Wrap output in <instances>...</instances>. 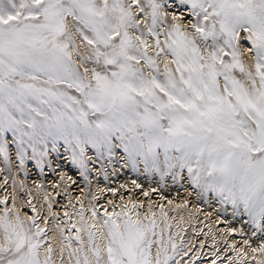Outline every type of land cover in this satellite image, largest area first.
Returning <instances> with one entry per match:
<instances>
[{
    "label": "snow or ice",
    "instance_id": "obj_1",
    "mask_svg": "<svg viewBox=\"0 0 264 264\" xmlns=\"http://www.w3.org/2000/svg\"><path fill=\"white\" fill-rule=\"evenodd\" d=\"M180 2L194 22L174 14L169 22L166 0H0L4 184L10 145L23 170L29 149L39 165L48 144L63 141L85 180L89 147L109 160L122 150L134 171L141 163L162 177L186 170L201 196L214 193L236 215L243 208L264 231V0ZM12 199L11 208L0 199V264H181L162 207L158 217L151 205L117 210L110 200L100 215L81 203L77 220L65 212L61 221L51 203L41 219L30 201L35 216ZM252 252L264 256V243ZM245 256L227 259L244 264Z\"/></svg>",
    "mask_w": 264,
    "mask_h": 264
},
{
    "label": "rangeland",
    "instance_id": "obj_2",
    "mask_svg": "<svg viewBox=\"0 0 264 264\" xmlns=\"http://www.w3.org/2000/svg\"><path fill=\"white\" fill-rule=\"evenodd\" d=\"M169 1L171 2V0H166L165 8H167L166 5ZM177 1L181 4L180 0ZM182 6L187 10H191L188 5L182 4ZM172 11L174 12V10ZM190 19L194 22V18L191 15L186 19V22ZM249 46L250 45H246V47ZM8 137L11 139L10 133L8 134ZM66 147L67 146L63 141H59L56 145V150H53L52 144L49 143L46 150L47 154L43 157L42 163L39 165L37 164L41 182L46 189L48 188L47 184L50 176H56V174L60 171L67 172L69 174L68 178L75 174H81L82 172L80 166L72 162L71 152L66 151ZM10 148L12 149L10 152L12 173L8 178L7 184H4V179L8 176V173L3 172L0 174V199L7 196V206L11 208L13 203V194H15L16 205L22 214H27L29 216L36 215V213H33L32 210L26 206L29 201L36 206L37 212L41 215V219L43 216L47 215L49 203L52 204V212L58 214V218L61 219V221L67 219L64 215L65 212H68L71 215L73 221L77 220L78 217L75 215V212L79 210L81 203H83L85 207H88L90 204H94L99 210L100 215H103L105 208L111 212L112 205L104 207V203L102 201L103 197H98L100 194L93 190L94 180L102 181L99 182V185L103 183L107 185L108 183L111 188L116 190V194L112 196L111 200L114 201L117 206V210H119V206L122 202H130L127 198L131 194L132 190H134L136 202L142 205L138 211L148 212V210H146L147 203L152 202V210L155 211L159 217L160 209L157 203L154 202V199L158 195L163 197V200L165 201H163L165 203L163 210L167 212L169 217L168 222L172 225L170 231L173 234L175 242L181 248V254L176 256V260L181 261V264H191L193 260L195 261V264H212V261L216 259L213 252H217V249L219 250L217 255L220 257V259L217 260V264H221V261H223V264H229V259L227 258L238 260L241 250L246 253V256L244 257V264H257L258 260L264 259V256H262L261 253L252 252V248H258L262 243H264V231L256 229L251 224L250 218L244 214L243 208L240 209V214L236 215L234 214V209L231 203L222 202L214 193H207L206 198L201 196L199 194L200 189L191 185L186 170L176 178H173L172 175H164L162 177L159 173L145 172L143 164L141 163L134 171L130 164L127 163L128 166H126V164L123 163L125 160H122L124 157L122 150H118L117 154L109 160L107 156L97 158L95 151L89 147L86 155L87 157H93L95 160L90 159L87 161L88 179L85 180L82 175V188L85 192L82 200H78L79 197H73L71 200L63 202V195L58 197L56 196L57 192L54 194L48 191L50 201L47 202L44 199L42 201H38L35 195V190L37 188H25L24 181L20 177L21 171L14 170V168H17L16 165L19 163V160L15 157L16 153L14 152V146L10 145ZM54 154L58 158L57 161L52 160L54 159ZM16 159L18 162L15 161ZM37 159H39V157L35 159L32 158L31 149H29L28 158L25 161L26 170L35 166L34 163ZM92 166L96 167L94 168ZM98 169H100L101 172L95 171ZM105 176H107V179H105ZM13 178L16 180L15 186L12 183ZM76 180L78 179H75V181ZM120 180L125 185L123 193H121L122 189H120V185L118 184ZM133 181H135V184ZM21 182L24 185L23 188L20 187ZM136 184H139L140 187L137 188ZM190 191H192V193ZM89 192L90 195H96L99 199L90 203ZM145 192H147L148 195H144L143 197H146V199L140 203V197ZM110 193H112V191H110ZM76 194L77 193H73V195ZM196 194L205 204L201 205V211L205 213L204 217H201L200 214L196 213L194 209H192L190 212L191 215L189 214L188 216V221L186 220L187 215H182L181 217H183V221L181 222V217L178 218V215L175 214L178 211H183L185 202H187L186 205L191 204L195 199ZM77 195L80 196L81 194L78 193ZM149 198H151L150 201H148ZM184 198H186V200L183 203H180L181 199ZM156 199L158 200V198ZM205 199L207 202H205ZM168 201H172V203H169V207L166 206ZM177 205H180L181 207H177ZM64 206H66V208H64ZM73 206H75V209ZM4 207L5 205L0 204V214H2ZM87 215L90 216L91 213L89 212ZM49 221L50 223L48 228H54L53 218L49 217ZM37 222L41 223V221ZM157 223L163 227V223L159 218ZM41 226H44L43 223H41ZM229 228H234L236 231L229 233ZM157 231H159V229H157ZM74 232L75 229H73V233ZM177 233L178 236L176 235ZM65 234H67V229H65ZM167 234L168 233L166 231L165 237H167ZM53 235L54 233L49 231V237H52ZM213 236H215V241L212 239ZM245 240H248L249 244L246 245L244 243ZM225 241H227V243H225ZM201 244H203V247H201ZM232 244H235L237 251L234 252L231 248H229V245ZM185 252L187 253L186 255H184Z\"/></svg>",
    "mask_w": 264,
    "mask_h": 264
},
{
    "label": "bare ground",
    "instance_id": "obj_3",
    "mask_svg": "<svg viewBox=\"0 0 264 264\" xmlns=\"http://www.w3.org/2000/svg\"><path fill=\"white\" fill-rule=\"evenodd\" d=\"M176 1L177 0H171V2L169 1V3L166 5L167 8H165V11L168 13V21L171 22L172 15L174 14L175 16L180 18L179 22L181 24H187L188 22H186V19L191 15V10L185 9L182 6V3L180 4V3H178V1L177 2ZM172 10H174V12ZM141 19L143 21V15L142 14H141ZM190 20H192V19H190ZM250 55H251L250 53H245L246 62H247V57ZM121 155H123V154H121ZM53 156H54V159H52V160L57 161L58 160L57 156L55 154ZM12 158H14V157H12ZM0 159H1L0 168L3 169L5 167V165L3 164V158L0 157ZM91 159L95 160L93 157H91ZM122 160H124V158H122ZM15 161L18 162L17 159ZM123 163H125L126 166H128V164L126 162H123ZM34 164H35V166L31 167L30 169L26 170V167H24V169L22 170L19 167V163H18L16 165L17 168H14V170L15 171H21L20 177L24 181L25 188H31V189L37 188L35 190V195H36V198L38 201H42L44 199L45 193H47V195H48L47 202H49L50 201V195H49L48 191H50L51 193H54V194L57 192L56 196H58V197L63 195L64 196L63 202H66L67 200L69 201L73 197H77V198L79 197L78 200H80V199L82 200V197L84 196L85 192H84V189L82 188L83 187V184H82L83 183V181H82L83 176L81 174H75L73 176H70L71 179H69L68 178L69 174L67 172L60 171L59 173L56 174V176H54V175L50 176V178L48 179L49 182L47 184L48 188L46 189V187L42 184L40 175L38 173L37 161ZM96 166H92V167L95 168ZM95 171L101 172L100 169L95 170ZM25 172H27V176L24 175ZM2 173L3 172H0V174H2ZM47 174H49V173H47ZM75 179H78V180L75 181ZM99 182H102V181L94 180L93 190H95L96 193L100 194V196H98V197H103V199H102V201L104 203L103 206L108 207V206H110L108 201H110L112 196H114L113 193H110V189H113V188H111L108 185V183H107V185H105V183L99 185ZM118 184L120 185V189H122L121 193H123L124 189H125V185L121 182V180L119 181ZM190 192L192 193V191H190ZM73 193H77V194L80 193L81 195L80 196L77 194L73 195ZM88 194L90 197V203H92L93 202L91 200L92 195H90V192ZM143 196H144V194H142V196L140 197L141 198L139 200L140 203H142L146 199V197H143ZM161 197L162 196L158 195L154 199V202H156L157 205L159 206L160 212H161V207L163 209L165 207V203H164L165 201ZM156 198H158V200ZM127 199L130 200V202L136 201L134 190H132L131 194L128 196ZM150 200H151V198L148 199V201H150ZM185 200H186V198L181 199L180 203H183ZM149 205H151V207H153L152 202L151 203L148 202L147 206H146V208H147L146 210H149ZM201 205H205V204L203 203V200L201 198H199L198 195L196 194L195 199L192 201V203L189 205H186L184 207L183 211H178L175 215H178V218H180L182 215H187L186 220L188 221V216H189L191 210L194 209V211L196 213L200 214L201 217H204L205 213H203L201 211L202 210ZM166 206L169 207V201L166 204ZM64 208H66V206H64Z\"/></svg>",
    "mask_w": 264,
    "mask_h": 264
}]
</instances>
